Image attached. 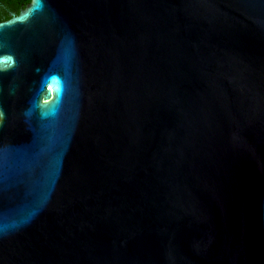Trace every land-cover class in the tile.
Wrapping results in <instances>:
<instances>
[{
  "label": "water",
  "instance_id": "1",
  "mask_svg": "<svg viewBox=\"0 0 264 264\" xmlns=\"http://www.w3.org/2000/svg\"><path fill=\"white\" fill-rule=\"evenodd\" d=\"M0 264H264V0L0 23Z\"/></svg>",
  "mask_w": 264,
  "mask_h": 264
},
{
  "label": "flooded vegetation",
  "instance_id": "2",
  "mask_svg": "<svg viewBox=\"0 0 264 264\" xmlns=\"http://www.w3.org/2000/svg\"><path fill=\"white\" fill-rule=\"evenodd\" d=\"M29 3H20V0H0V15H8L10 19L12 16L18 15L23 9H25L28 6ZM15 5H19L20 7V11L18 14H16L13 11V7ZM6 21H3V22H6ZM3 22H0V23H3Z\"/></svg>",
  "mask_w": 264,
  "mask_h": 264
},
{
  "label": "trees",
  "instance_id": "3",
  "mask_svg": "<svg viewBox=\"0 0 264 264\" xmlns=\"http://www.w3.org/2000/svg\"><path fill=\"white\" fill-rule=\"evenodd\" d=\"M29 2H30V0H20V3H29ZM13 11H14L16 14H18L19 11H20V7H19V5H15V6L13 7ZM8 19H9L8 15H0V22L6 21V20H8Z\"/></svg>",
  "mask_w": 264,
  "mask_h": 264
}]
</instances>
